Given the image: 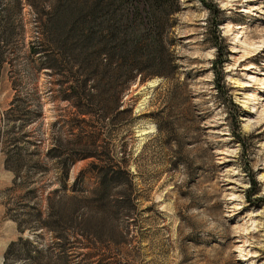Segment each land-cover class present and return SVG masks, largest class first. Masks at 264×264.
Masks as SVG:
<instances>
[{"label": "rangeland", "instance_id": "1", "mask_svg": "<svg viewBox=\"0 0 264 264\" xmlns=\"http://www.w3.org/2000/svg\"><path fill=\"white\" fill-rule=\"evenodd\" d=\"M92 1L0 0V264L20 234L11 214L27 211L23 201L44 210L59 187L46 148L89 133L105 160L125 157L130 182L102 204L75 203L65 262L40 230L39 264H264V0H178L174 72L127 76L117 109L129 110L118 115L104 95L68 98L66 68L77 67L53 52L52 15ZM90 160L70 165L67 186L80 169L77 191L95 184Z\"/></svg>", "mask_w": 264, "mask_h": 264}, {"label": "trees", "instance_id": "2", "mask_svg": "<svg viewBox=\"0 0 264 264\" xmlns=\"http://www.w3.org/2000/svg\"><path fill=\"white\" fill-rule=\"evenodd\" d=\"M16 3H19V0H16ZM177 9L178 0H108L103 3L94 0L76 7L65 19L55 12L50 18V24L58 29L57 40L51 41L53 52L58 57L69 54L77 71L80 70L77 75V71L67 66L70 81L65 95L73 98L80 106L81 100L88 94L104 95V98L112 103V109L117 110L115 115L128 111V107L117 109L120 86L127 76H134L136 72L143 70L148 74L165 76L175 70L174 53L170 49L173 38L168 37L167 32L175 18L171 21L168 19ZM63 25L65 29H61ZM2 58L0 54V63ZM45 64L49 68L55 66L52 62ZM138 76L142 78L144 75L140 73ZM87 87H91L93 91L84 93ZM95 140L96 136L93 137V133H89L86 139L77 136L73 140L76 147L66 149L54 141L46 148V157L53 159L57 168L55 177L59 182V189L53 187L45 194L44 210L35 202L29 205L23 201L22 206L29 207L27 211L15 209L11 214L16 220L20 234L7 243L1 264H39V258L46 252L38 237L42 229H46L51 237L57 239L55 241H58L60 248L55 250V258L65 262L68 255L61 244L69 232H72L69 222L75 203L90 198L97 204H102L107 201L113 184H129L125 157L105 160L107 152L105 148L96 150ZM87 157L98 159L88 162L95 184L80 192L75 188V180L82 174V169L73 176L69 186L66 181L70 165L76 159ZM10 168L16 171L14 167ZM58 190L59 192H56ZM30 195H33L32 192H25L22 196ZM52 196L56 197V201L63 199L67 202L65 213L56 208L51 200ZM24 230L29 232L30 236L21 234Z\"/></svg>", "mask_w": 264, "mask_h": 264}, {"label": "bare ground", "instance_id": "3", "mask_svg": "<svg viewBox=\"0 0 264 264\" xmlns=\"http://www.w3.org/2000/svg\"><path fill=\"white\" fill-rule=\"evenodd\" d=\"M143 132H145V131H143ZM142 133V132H141ZM141 135V134H140Z\"/></svg>", "mask_w": 264, "mask_h": 264}]
</instances>
